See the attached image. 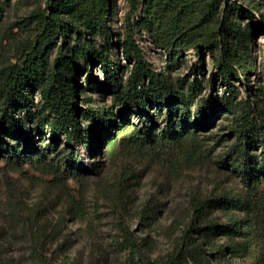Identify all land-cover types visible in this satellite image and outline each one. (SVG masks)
I'll return each mask as SVG.
<instances>
[{"label":"trees","instance_id":"obj_1","mask_svg":"<svg viewBox=\"0 0 264 264\" xmlns=\"http://www.w3.org/2000/svg\"><path fill=\"white\" fill-rule=\"evenodd\" d=\"M130 2L137 17L129 13L125 35L114 42L113 0H47L36 12L37 33L0 67V185L5 179L12 213L26 205L9 170L30 166L51 176L49 184L71 204L68 182L88 184L89 175H100L116 160L120 147L172 175L210 167L238 183L222 185L218 194L192 195L188 221L178 225H184L178 245L153 264H234L235 258L264 264V86L251 80L259 66L254 36L264 32V12L257 18L259 3L243 10L228 0ZM137 29L166 52L174 70L194 52L202 64L196 75L154 69ZM115 44L125 65L113 57ZM207 54L213 70L202 79ZM89 91H100L104 103L83 106ZM210 140L223 146L219 153ZM131 175L124 167L112 187L101 176L97 183L123 207L120 192ZM156 206L148 199L140 219L151 223ZM29 227L32 254L39 257L44 233L33 222ZM114 244L143 256L125 224Z\"/></svg>","mask_w":264,"mask_h":264},{"label":"rangeland","instance_id":"obj_2","mask_svg":"<svg viewBox=\"0 0 264 264\" xmlns=\"http://www.w3.org/2000/svg\"><path fill=\"white\" fill-rule=\"evenodd\" d=\"M228 1L236 3L243 10H250L252 5L259 3L260 10L255 13L257 18L264 12V0ZM46 2L47 0H0V67L13 62L19 45L37 33L36 12L44 9ZM113 2L111 27L116 33L113 41L117 42L118 37L125 35L128 15L132 13L133 7L130 0ZM136 17V14H131V19ZM134 35L143 47L149 63L157 71L165 70L176 77L193 78L196 69L202 66L201 59L194 52H189L183 56L185 59L181 61L180 67L174 70L168 66L166 52L151 42L146 31L137 29ZM56 44L53 51H50V60L55 57L61 41ZM253 47L259 66L251 80L264 86V32L255 34ZM119 48L118 44L114 45L113 57L125 65L126 61L120 56ZM204 69L205 74L200 75V78L207 79L213 70L209 54L205 56ZM81 82L85 84V72L81 75ZM99 92L84 93L81 104H103ZM38 100L39 97L35 98V102ZM108 102H111V98H108ZM213 130H220V127ZM209 143L212 146L216 144L213 140ZM216 148L219 153L223 146L216 144ZM0 165L5 166V162L2 161ZM124 167L129 168L132 175L125 181L123 193L120 192L125 201L121 207L104 189H100L97 181L102 177L112 187L120 180ZM9 174L17 184L20 201L26 208L21 209L16 216L12 213L8 184L3 179L0 185L2 264H153L178 245L184 228V225H178L188 221L192 195L209 196L218 194L222 185H238L235 180L223 179L225 173L215 172L210 167H189L182 173L172 175L148 159L144 160L139 154L120 147L116 160H109L100 175L96 172L89 175L88 184L82 185L74 180L68 182L75 199L71 204L66 202L61 191L49 184L51 176L40 174L30 166L25 167L23 172L9 170ZM218 176L221 181H217ZM148 199L157 203L151 223L142 221L138 213ZM32 222L34 228H39L44 233L38 246L39 257L32 254L34 234L29 227ZM123 224L134 232L141 244L142 257L132 256L128 249L114 244L121 239ZM233 262L250 264L244 258H235Z\"/></svg>","mask_w":264,"mask_h":264}]
</instances>
